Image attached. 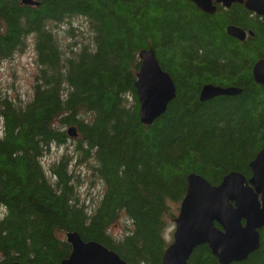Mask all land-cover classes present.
<instances>
[{"label":"trees","instance_id":"trees-1","mask_svg":"<svg viewBox=\"0 0 264 264\" xmlns=\"http://www.w3.org/2000/svg\"><path fill=\"white\" fill-rule=\"evenodd\" d=\"M35 1L0 0V60L34 34L39 65L31 100L0 103V263L60 264L71 252L65 235L76 231L127 264H161L186 176L194 172L214 185L230 171L249 178L264 144V87L252 77L264 58V17L239 3L207 14L189 0ZM72 17L87 22L92 46L61 47L53 28ZM229 24L253 35L232 38ZM149 47L176 96L144 125L134 84L138 52ZM207 83L240 92L200 101ZM68 126L95 163L91 178L104 187L92 205L80 198L66 154L51 165L53 178L42 165L49 145L65 142ZM121 212L131 228L115 237L110 229ZM259 233L258 249L230 264H264V227ZM188 264L219 263L203 244Z\"/></svg>","mask_w":264,"mask_h":264},{"label":"water","instance_id":"water-1","mask_svg":"<svg viewBox=\"0 0 264 264\" xmlns=\"http://www.w3.org/2000/svg\"><path fill=\"white\" fill-rule=\"evenodd\" d=\"M189 1L211 14L215 12V2L226 7L240 3L256 15L264 16V0ZM21 3L39 4L34 0H21ZM226 30L238 39L247 34L242 28L232 25ZM138 56L140 64L134 85L139 102V120L150 125L174 99L176 87L170 74L159 64L152 47L141 49ZM252 75L257 83L264 86V59L255 61ZM238 92L234 87L207 84L202 86L199 99L204 101ZM67 133L72 137L76 135L74 128H69ZM250 170L249 178L230 171L217 185L194 172L186 176V191L174 218L172 241L164 250L161 264H188L194 248L203 244L208 245L219 264L242 261L258 249L259 230L264 227V144L251 160ZM66 241L71 245V252L60 264H127L115 251L95 240H83L76 231L67 232Z\"/></svg>","mask_w":264,"mask_h":264},{"label":"rangeland","instance_id":"rangeland-1","mask_svg":"<svg viewBox=\"0 0 264 264\" xmlns=\"http://www.w3.org/2000/svg\"><path fill=\"white\" fill-rule=\"evenodd\" d=\"M76 27L77 31H69L70 27ZM62 48L78 50L82 46H92V32L87 22L82 17H72L53 28ZM34 36H28L24 48L17 49L14 53L0 60V103L3 98L13 99L24 103L32 99L36 84L37 53L35 49ZM67 129V128H65ZM82 143L76 137H68L62 144H50L49 149L41 157L43 168L50 178L52 174L50 167L57 162L63 154L68 157V169L78 173V193L83 202L92 205L102 194L104 187L97 178L92 179L91 168L95 164L92 158L83 157ZM5 209L0 206V218L3 217ZM131 228V222L124 212H121L114 224L111 225L110 233L115 237H122ZM174 224L165 229V239L169 243L172 239Z\"/></svg>","mask_w":264,"mask_h":264},{"label":"bare ground","instance_id":"bare-ground-1","mask_svg":"<svg viewBox=\"0 0 264 264\" xmlns=\"http://www.w3.org/2000/svg\"><path fill=\"white\" fill-rule=\"evenodd\" d=\"M191 2V1H190ZM194 4V3H193ZM213 4H214V6H215V12H216V10H217V5H222V4H219V3H215V2H213ZM233 5V4H232ZM231 5V6H232ZM223 6V5H222ZM231 6H229V7H226V6H223L224 8H230ZM197 7V6H196ZM198 8V7H197ZM199 9V8H198ZM199 10H201V9H199ZM201 11H203V10H201ZM203 12H205V11H203ZM214 12V13H215ZM205 13H207V12H205ZM214 13H212V14H214ZM207 14H211V13H207ZM258 16H260V17H264V16H262V15H258ZM229 25H232V26H236V25H234V24H229ZM229 25H227V26H229ZM227 28V27H226ZM226 33H227V30H226ZM228 34V33H227ZM230 37H232V38H235V39H237V40H239V41H243L245 38H246V35H245V37L243 38V39H238V38H236V37H234V36H231L230 34H228ZM260 59H264V58H260ZM259 60V59H258ZM252 77H253V75H252ZM254 79V78H253ZM255 81V80H254ZM256 82V81H255ZM257 83V82H256ZM207 84H210V83H207ZM207 84H204V85H207ZM257 84H259V83H257ZM210 85H214V84H210ZM261 85V84H260ZM214 86H219V87H234V86H220V85H214ZM262 86V85H261ZM264 87V86H263ZM202 88V87H201ZM234 88H236V87H234ZM236 89H238V88H236ZM239 90V92H240V89H238ZM200 92H201V89H200ZM200 92H199V95H200ZM238 92V93H239ZM237 94V93H236ZM235 95V94H234ZM219 96V95H218ZM228 96V95H227ZM198 99H199V96H198ZM211 99V98H210ZM200 100V99H199ZM208 100V99H207ZM201 101V100H200ZM204 101H206V100H204ZM251 162V161H250ZM249 167H250V163H249ZM238 172V171H237ZM240 173V172H239Z\"/></svg>","mask_w":264,"mask_h":264},{"label":"flooded vegetation","instance_id":"flooded-vegetation-1","mask_svg":"<svg viewBox=\"0 0 264 264\" xmlns=\"http://www.w3.org/2000/svg\"><path fill=\"white\" fill-rule=\"evenodd\" d=\"M240 4V3H239ZM237 27H239V26H237ZM241 28V27H240ZM249 32V31H248ZM248 32H247V34H248ZM246 34V35H247ZM250 36L251 35H253V32H252V34H249ZM5 99H7V100H9L11 103H13L16 107H18V102L16 101V100H13V99H8V98H5ZM3 100V99H2ZM2 103V102H1ZM1 111V110H0ZM4 126H5V124H4V120H3V118L1 117V115H0V138H3L4 136H5V133H4Z\"/></svg>","mask_w":264,"mask_h":264}]
</instances>
